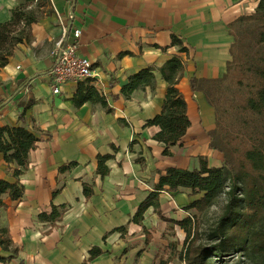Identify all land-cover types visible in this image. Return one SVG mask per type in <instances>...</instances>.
Wrapping results in <instances>:
<instances>
[{
	"label": "crops",
	"instance_id": "obj_1",
	"mask_svg": "<svg viewBox=\"0 0 264 264\" xmlns=\"http://www.w3.org/2000/svg\"><path fill=\"white\" fill-rule=\"evenodd\" d=\"M260 1L47 0L48 15L32 25L31 42L18 44L0 70V128L21 126L41 140L18 179L13 176L16 166L7 165L0 154V179L19 180L24 186L18 203L4 195L6 207L0 208V226L9 228L20 248L6 264H82L93 246L103 254L88 264H155L162 250L170 251L174 243L179 242L180 251L184 231L160 220L152 207L143 225L129 221L154 190L158 171L194 170L200 167V157L209 166L224 165L222 153L209 147L207 133L216 127L215 110L203 91L191 90L190 81L194 76L223 77L231 60L229 25L253 13ZM20 3L0 0V23L8 21ZM77 27L79 53L92 63L91 85L106 98L112 113L100 104L75 107L78 83L65 84L59 95L52 94L50 70L60 51L58 41L66 35L65 41L72 42ZM172 35L188 48V55L180 54L185 67L177 87L191 125L170 149L172 156H165L164 146L153 139L159 128L145 125L161 112L166 81L155 72L154 90L134 91L130 99L120 91L132 74L148 66L161 68L179 55V48L171 46ZM107 154L113 156L106 163L110 172L101 178L97 157ZM71 162H77L76 168L59 173ZM83 184L92 185L88 200ZM56 190L60 192L52 197ZM198 197H189L185 189L161 192L160 209L165 217L180 221L197 214L185 207ZM52 204L69 207L62 222L45 235L49 227L38 216ZM122 226L126 232L115 231ZM6 255L0 248V256ZM168 264L185 263L174 258Z\"/></svg>",
	"mask_w": 264,
	"mask_h": 264
},
{
	"label": "trees",
	"instance_id": "obj_2",
	"mask_svg": "<svg viewBox=\"0 0 264 264\" xmlns=\"http://www.w3.org/2000/svg\"><path fill=\"white\" fill-rule=\"evenodd\" d=\"M47 0H22L11 11L10 19L0 23V70L7 65L14 48L21 43L31 42V27L48 15ZM233 42L229 50L231 60L227 62L226 73L221 78L192 77L193 91H203L209 104L215 110L216 127L208 131L209 147L222 153V167L209 166L205 157L199 158V168L188 170L168 167L158 171V183L149 196L137 207V212L129 221L143 225L144 215L153 208L160 220L177 225L185 233L182 249L177 251L174 243L171 255L161 258L158 264H168L179 258L185 264H230L233 253L241 255L239 264H264V0H261L249 16H241L229 25ZM171 46L179 48V55L172 57L161 67L148 66L129 76L121 89V95L130 99L134 91L155 89L158 72L166 81L167 88L159 114L149 119L146 127L156 126L159 131L154 140L164 146L163 155L172 156V147L186 135L190 128L187 105L177 84L183 77L185 61L180 54L188 55V48L176 35L171 37ZM122 56V54H120ZM117 97H113L115 100ZM75 107L87 103L100 104L107 113L113 109L91 85V79L78 82L73 97ZM41 140L33 132L21 126L0 128V154L7 165H15L13 176L18 179L26 170L31 151ZM135 141L131 143L135 145ZM113 156L97 157V174L104 178L110 172L106 165ZM143 163V158H137ZM77 162L64 164L59 173L76 168ZM185 189L189 197L199 195L185 208L194 209L196 215L180 221L165 217L159 205L161 192H176ZM60 190L52 193L55 197ZM24 194V186L17 180L9 182L0 179V208L6 207L4 195L18 203ZM92 185L83 184V196L92 197ZM223 198L222 209L216 221L205 233L202 242L200 217ZM68 204L51 205L48 212H41L38 220L46 225L49 235L62 222ZM115 231L126 232L122 226ZM148 236L146 242H148ZM0 248L8 252L0 256L6 264L18 256L20 248L13 243L9 228L0 226ZM103 251L97 246L88 252V264L101 256ZM214 260V261H213ZM156 264V263H155Z\"/></svg>",
	"mask_w": 264,
	"mask_h": 264
},
{
	"label": "built area",
	"instance_id": "obj_3",
	"mask_svg": "<svg viewBox=\"0 0 264 264\" xmlns=\"http://www.w3.org/2000/svg\"><path fill=\"white\" fill-rule=\"evenodd\" d=\"M72 42L65 41L66 35L58 41V57L50 70L53 79L52 94L59 95L63 85L78 83L87 80L93 75L92 63L89 59L80 55L78 40L81 35L80 28L72 29Z\"/></svg>",
	"mask_w": 264,
	"mask_h": 264
},
{
	"label": "rangeland",
	"instance_id": "obj_4",
	"mask_svg": "<svg viewBox=\"0 0 264 264\" xmlns=\"http://www.w3.org/2000/svg\"><path fill=\"white\" fill-rule=\"evenodd\" d=\"M222 203H223V198H220L219 200L216 201L215 205L210 207L209 211H207L204 215H202L200 217V223H201V229L200 230L202 232V238H201L202 242H206V239H207V237H205V233H203V232H207V230L209 228H211V226L214 225V223L216 221V217H217V215L220 213V211L222 209V207H221ZM56 226H58V224ZM206 243H208V241ZM176 244L180 245L179 242H177ZM181 249H182V246H181ZM177 251H178V248H177ZM168 252L172 253V250L171 251H167V252H166V250H162L163 254L159 255V257H158V259L156 261V264H158L159 260L161 258H163L162 256L165 257V254H167ZM228 258H229L228 260H229L230 264H239L240 260H242L241 259V255L237 254V253H233V255L231 257H228ZM164 259H166V258H164ZM84 261H86V260L84 259ZM211 264H215V263L212 262Z\"/></svg>",
	"mask_w": 264,
	"mask_h": 264
}]
</instances>
